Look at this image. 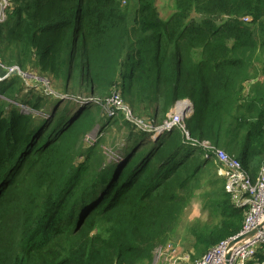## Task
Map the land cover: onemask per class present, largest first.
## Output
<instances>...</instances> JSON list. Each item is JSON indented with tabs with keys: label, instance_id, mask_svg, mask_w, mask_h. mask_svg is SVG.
<instances>
[{
	"label": "trees",
	"instance_id": "16d2710c",
	"mask_svg": "<svg viewBox=\"0 0 264 264\" xmlns=\"http://www.w3.org/2000/svg\"><path fill=\"white\" fill-rule=\"evenodd\" d=\"M5 22L2 64L70 100L17 75L0 84V264H151L195 195L207 219L187 227L190 264L239 234L246 207L225 192L212 153L176 128L152 139L95 102L119 93L158 126L189 100V137L255 180L264 0H10ZM263 262L264 245L253 263Z\"/></svg>",
	"mask_w": 264,
	"mask_h": 264
},
{
	"label": "built area",
	"instance_id": "2783aa9c",
	"mask_svg": "<svg viewBox=\"0 0 264 264\" xmlns=\"http://www.w3.org/2000/svg\"><path fill=\"white\" fill-rule=\"evenodd\" d=\"M9 4L10 0H0V24L6 21ZM0 68L3 69L4 73L3 76L0 74V84L5 79L17 75L24 80L27 89L35 88L43 90L47 95L70 100L68 96L55 92L50 87L48 80L24 72L18 66L7 67L2 65L0 60ZM95 104L99 105L108 117H114L118 112L124 113V117L137 130L150 133L152 139H155L165 131L176 128L184 134L189 142L199 146L202 152H204L205 157L212 153L216 158L215 165L218 168V175L225 180V192L231 196L236 204L246 207L242 229L238 235L248 233L259 225L264 216V165L260 168L255 180H253L238 160L214 148L207 141L199 142L191 139L186 129V120L190 119L193 114V105L189 100L176 102L173 109L167 115V119L158 126H154L145 119L133 116L130 109L122 101L119 93H113L108 100L95 102ZM18 106L27 111L26 107L19 104ZM91 139L94 140L93 138ZM231 239L220 241L193 264H224L226 248ZM262 245H264V226L253 236L243 240L233 248L227 260L228 264H254L253 261L257 250ZM158 248L160 258L158 264H190L189 257L185 253L181 257L174 256V250L170 243L167 242L164 245L158 246L155 252Z\"/></svg>",
	"mask_w": 264,
	"mask_h": 264
},
{
	"label": "rangeland",
	"instance_id": "374dc122",
	"mask_svg": "<svg viewBox=\"0 0 264 264\" xmlns=\"http://www.w3.org/2000/svg\"><path fill=\"white\" fill-rule=\"evenodd\" d=\"M8 28H9V25L6 22L0 24V30H3L4 32ZM2 65H5V64H2ZM0 71L3 72V69L0 68ZM96 133H97V128H95L90 134H88L87 137L93 138L95 141ZM102 149L104 152H106V154L109 157H113V153L109 151L107 145H103ZM206 219H207V214L205 211L201 210L199 196L195 195L190 205L184 210L181 216L179 226H177L172 231L168 239V243L171 244L172 249L174 250L175 257L183 256L185 253L184 251L188 250L187 243L185 241V236L187 237V227L189 226V224H191L195 220L205 221ZM159 262H160V258H159V248H158L154 254L151 264H158Z\"/></svg>",
	"mask_w": 264,
	"mask_h": 264
},
{
	"label": "water",
	"instance_id": "95a60500",
	"mask_svg": "<svg viewBox=\"0 0 264 264\" xmlns=\"http://www.w3.org/2000/svg\"><path fill=\"white\" fill-rule=\"evenodd\" d=\"M263 226H264V216H263L261 222L259 223V225H258L256 228L252 229V230H251L250 232H248V233H245V234H242V235H237V236L233 237V238L229 241V243H228V245H227L226 252H225V262H224V264H228L227 260L229 259L230 254H231L233 248H234L238 243H240V242H242L243 240H245V239H247V238L253 236V235H254L257 231H259ZM263 263H264V262H263Z\"/></svg>",
	"mask_w": 264,
	"mask_h": 264
},
{
	"label": "bare ground",
	"instance_id": "6f19581e",
	"mask_svg": "<svg viewBox=\"0 0 264 264\" xmlns=\"http://www.w3.org/2000/svg\"><path fill=\"white\" fill-rule=\"evenodd\" d=\"M85 106V105H84Z\"/></svg>",
	"mask_w": 264,
	"mask_h": 264
}]
</instances>
